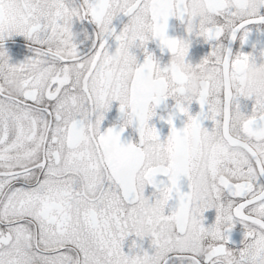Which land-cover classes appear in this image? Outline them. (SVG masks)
<instances>
[{
    "label": "snow or ice",
    "instance_id": "obj_1",
    "mask_svg": "<svg viewBox=\"0 0 264 264\" xmlns=\"http://www.w3.org/2000/svg\"><path fill=\"white\" fill-rule=\"evenodd\" d=\"M262 9L264 0H0V264H264V82L245 83L250 64L264 65V47L233 55L219 43H246L247 26L264 24ZM121 14L130 19L117 32ZM170 17L189 35L218 42L200 63L186 62L188 41L167 34ZM74 20L96 26L87 54L75 42ZM13 36L33 53L22 63H10L4 48ZM150 41L179 54L183 67L175 60L162 67ZM134 47L143 49V63ZM188 69L205 81L192 96ZM169 97L187 122L178 130L170 113L161 140L148 121ZM241 97L254 101L250 114L240 110ZM112 101L123 124L101 132ZM132 125L139 142L124 145L121 134ZM148 151L162 154L164 166H153ZM149 185L154 202L145 196ZM237 221L245 239L233 249ZM132 234L150 236L154 252L126 254Z\"/></svg>",
    "mask_w": 264,
    "mask_h": 264
},
{
    "label": "flooded vegetation",
    "instance_id": "obj_2",
    "mask_svg": "<svg viewBox=\"0 0 264 264\" xmlns=\"http://www.w3.org/2000/svg\"><path fill=\"white\" fill-rule=\"evenodd\" d=\"M75 3L79 4L81 3V0H75ZM262 13H264V9H262ZM129 19V17L123 16L121 14L113 20V26L116 27L117 32L122 30L124 24H127L129 22ZM247 27L250 34L247 42L243 45H241L239 39L233 42L230 40V37L223 38L219 43H223L226 47H231L233 55H236L240 52L250 53L253 51L254 45L256 46V48L264 47V24H252L248 25ZM95 31L96 26L90 23L88 20H74L73 32L75 34V42L78 44L79 50L82 54H87L92 49V44L95 39ZM85 33H87V36L85 35ZM167 34L170 37L183 39L189 42V51L185 59L186 62L192 65L200 63L205 57L210 54L213 46L218 43L217 41H206L204 37L198 36L195 33L189 35L187 33L186 24L182 23L175 17L169 18ZM109 44V50L114 52L117 46V42L114 39H111L109 41ZM4 48L8 54L9 62L12 64L22 63L26 58H29L33 55V53L29 49V43L25 40V38L20 36H13L7 39L4 43ZM148 49L160 61L162 67L175 60V57H173L167 49H165L163 52L160 51L158 41H150L148 44ZM131 51L137 56L138 63H143V49L134 47L131 49ZM186 73L188 82L191 76L198 75L202 79L201 74L198 72H193L192 70L188 69L186 70ZM239 103L240 110L245 114H250L254 101L241 97L239 99ZM155 111L156 115L153 116L148 121V123L149 126H155L157 128L161 140H166L167 136L170 134L171 126L166 122L170 113L175 112L173 123L178 130L182 129L187 122V117L179 113L175 109V100L171 97L163 101L155 109ZM200 111V105L194 100L189 106V113L195 116ZM162 116L164 117V119H161ZM122 124L123 114L119 111V101H112L111 108L105 113V119L101 123V132L106 131L110 127L118 131ZM203 126L211 130L212 121L204 120ZM137 127L138 125L128 126L121 134V142L125 145L129 143H138L139 133L137 131ZM156 179L157 181H167V177L164 176H157ZM188 183L189 182L187 180V177H181L180 188L182 192H188L190 190L188 187ZM260 183L264 184V178H261ZM154 191L155 189H153L150 185L146 186L145 188V196L153 202L155 200V197L152 195ZM177 204L178 200L176 198H174L172 201H169V206L165 208V214H170L172 208H174ZM204 216V223L207 227L208 225H211L215 222L216 210L214 208L210 209L209 211L204 213ZM229 235L230 243L228 246L230 248L238 249L243 246V241L245 239V229L242 224L237 221L235 227L232 229ZM133 240L136 241L137 245L139 246L138 248L131 247ZM141 248L145 251H148L150 254L154 252L155 249L152 245V238L150 236H146L143 238V240H141L140 238L136 237L135 234H132L123 242V250L126 254L138 252Z\"/></svg>",
    "mask_w": 264,
    "mask_h": 264
},
{
    "label": "clouds",
    "instance_id": "obj_3",
    "mask_svg": "<svg viewBox=\"0 0 264 264\" xmlns=\"http://www.w3.org/2000/svg\"><path fill=\"white\" fill-rule=\"evenodd\" d=\"M176 63L178 67H183L182 59L179 56V54L175 57ZM247 80L245 83H253V84H258L261 82H264V65H257L255 63H252L249 65L247 72H246ZM13 81L15 82L12 85L13 90H18L20 88L19 84V76H14ZM205 84V81L202 80L198 75L196 76H191L188 84L186 85V94L188 96L194 95L197 91L200 90ZM156 146H160V142L156 141L155 142ZM114 150L113 145L111 142L108 143L107 146V151L112 152ZM175 155L172 156V159H177ZM146 159L155 167H163L165 164V160L163 158L162 154H157L151 151L146 152ZM168 191L162 192L161 196L162 198L166 201L168 199Z\"/></svg>",
    "mask_w": 264,
    "mask_h": 264
},
{
    "label": "water",
    "instance_id": "obj_4",
    "mask_svg": "<svg viewBox=\"0 0 264 264\" xmlns=\"http://www.w3.org/2000/svg\"><path fill=\"white\" fill-rule=\"evenodd\" d=\"M122 143V142H121ZM122 144H124V143H122ZM125 145V144H124Z\"/></svg>",
    "mask_w": 264,
    "mask_h": 264
}]
</instances>
